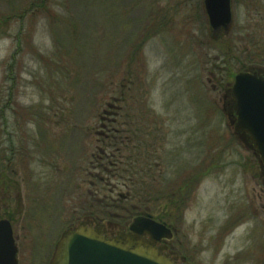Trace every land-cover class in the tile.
I'll return each mask as SVG.
<instances>
[{
  "label": "rangeland",
  "instance_id": "1",
  "mask_svg": "<svg viewBox=\"0 0 264 264\" xmlns=\"http://www.w3.org/2000/svg\"><path fill=\"white\" fill-rule=\"evenodd\" d=\"M202 1L0 0V218L20 264H49L90 211L123 229L131 208L168 210L178 261L264 264V178L225 99L264 71V0H232L221 39Z\"/></svg>",
  "mask_w": 264,
  "mask_h": 264
},
{
  "label": "water",
  "instance_id": "2",
  "mask_svg": "<svg viewBox=\"0 0 264 264\" xmlns=\"http://www.w3.org/2000/svg\"><path fill=\"white\" fill-rule=\"evenodd\" d=\"M202 5L210 34L214 38L228 34L231 0H203ZM225 96L231 97L227 111L230 125L250 148L252 145L264 178V71L236 74ZM7 228L6 222L0 223V264H17V249L10 231L5 234ZM172 236L170 228L148 214L135 217L127 231L109 238L103 224L83 221L62 234L49 264H186L176 263L164 253L166 246L158 245ZM5 246L9 255L2 252Z\"/></svg>",
  "mask_w": 264,
  "mask_h": 264
},
{
  "label": "flooded vegetation",
  "instance_id": "3",
  "mask_svg": "<svg viewBox=\"0 0 264 264\" xmlns=\"http://www.w3.org/2000/svg\"><path fill=\"white\" fill-rule=\"evenodd\" d=\"M229 33V32H228ZM225 36H228L227 34L226 35H223V34H221V35H219L217 38L218 39H221V38H223V37H225ZM227 98V96H225V99ZM228 98H229V101L231 100V97H229L228 96ZM229 101H227V105L226 106H229ZM108 122V126H112L113 125V121L112 122H110V120H108L107 121ZM107 126V125H106ZM105 126V127H106ZM105 129H107V128H105ZM109 131H111L110 129H108ZM103 135V134H102ZM237 135V138H238V140L239 139H241L242 140V138H241V135L242 134H236ZM104 136V135H103ZM113 137V136H112ZM104 138H106L107 139V135H105L104 136ZM113 139V138H112ZM111 139V140H112ZM245 141V140H244ZM246 142V141H245ZM246 144H248L247 142H246ZM249 145V144H248ZM251 145V144H250ZM251 148H252V145H251ZM252 150H253V152H254V155H255V158L257 159V163H258V166H259V168L261 169V166H260V163H259V161H258V157H257V154H256V152H255V150L252 148ZM103 154V153H102ZM106 156V155H105ZM6 214V213H5ZM8 215V213L3 217V218H0V223L1 222H6L7 224H8V228L7 229H5L4 231H5V234L6 233H8V230L10 231V234H11V238H12V241H13V244H14V246L16 247V249H17V256H16V258H17V264H20V259H19V257H20V253H21V251H22V243H20L19 242V237H18V235H17V232H16V229H15V225H14V220H11L10 219V216H7ZM86 217V219H85V221H87V220H92L91 222L92 223H98V222H103V221H101L100 219H98V217L96 216V214H94V212L93 211H90L87 215H85ZM3 219H5V220H3ZM103 220H106V219H104L103 218ZM6 227V226H5ZM104 229H105V231H106V237H111V236H114V235H116L118 232H120V231H123L125 228H120V227H118L116 224H113V223H111L110 221H108V222H106L105 224H104ZM165 242H162V244H164ZM2 252H3V254H8L9 255V250H8V246H5V248L2 250ZM0 254H1V248H0ZM169 256L171 257V259L172 260H174L176 263H182V262H184V263H186V260L184 259V258H181L179 261L175 258V257H172L171 256V254H169ZM185 260V261H184Z\"/></svg>",
  "mask_w": 264,
  "mask_h": 264
},
{
  "label": "trees",
  "instance_id": "4",
  "mask_svg": "<svg viewBox=\"0 0 264 264\" xmlns=\"http://www.w3.org/2000/svg\"><path fill=\"white\" fill-rule=\"evenodd\" d=\"M45 2H46V0H40V8H43L44 7V5H45ZM136 51H137V48H136ZM137 59L136 58H127V63L130 65V64H132L134 61H136ZM130 141H132L131 140V137H130V139H129ZM115 142V141H114ZM113 142V143H114ZM143 144L144 145H146L144 142H143ZM140 150H141V145H140V143H139V148H138V152H140ZM148 160V159H147ZM147 160L146 159H144V162L146 163L147 162ZM149 193H145V195L143 196L144 197V201L146 200V202L148 201H150L151 200V196L150 195H148ZM131 198H135V199H139L140 200V196H139V194H137V192H134V193H132V197ZM146 213V211H144V212H141V213H135V210L133 209V208H131V209H129V217L131 218V220L135 217V216H137V215H141V214H145ZM167 214V215H166ZM109 216V218H112L110 215H108ZM108 216H107V218H108ZM171 215H170V213L168 212V210L166 209V211L164 212L163 211V214L162 215H160L158 218H157V220L158 221H161V222H163V223H166L168 226H170V227H173V222H174V220H172V218L170 217ZM131 220H129V221H126V220H124L123 221V223H122V226H123V228H125L130 222H131Z\"/></svg>",
  "mask_w": 264,
  "mask_h": 264
}]
</instances>
